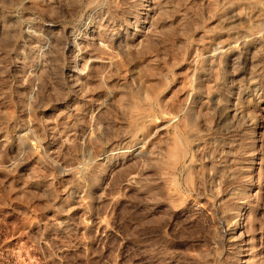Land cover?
Segmentation results:
<instances>
[{"label":"rangeland","instance_id":"obj_1","mask_svg":"<svg viewBox=\"0 0 264 264\" xmlns=\"http://www.w3.org/2000/svg\"><path fill=\"white\" fill-rule=\"evenodd\" d=\"M151 1L0 0V264H264V24Z\"/></svg>","mask_w":264,"mask_h":264},{"label":"bare ground","instance_id":"obj_2","mask_svg":"<svg viewBox=\"0 0 264 264\" xmlns=\"http://www.w3.org/2000/svg\"><path fill=\"white\" fill-rule=\"evenodd\" d=\"M153 1V0H152ZM151 1V2H152ZM173 1V0H172ZM208 1H214V0H208ZM207 1V2H208ZM222 1V0H221ZM220 1V2H221ZM226 1V0H225ZM257 1V0H256ZM134 2V1H133ZM171 2V1H170ZM175 2V1H174ZM254 2V0H239V1H235L234 3H230V5H228L226 8H225V10L224 11H222V13L220 14H218V17H216L217 18V23H215V27L216 26H219L221 29H233L232 31H229V34H228V37H229V39L228 40H226V41H224L225 40V38H224V40L223 39H221V40H215V37H214V39H213V36L212 35H210V37L212 36V41L210 42V44H208L206 41H207V39H209V38H207L206 39V43L208 44H206L205 46V48H204V50L200 53V51L198 52V53H200L199 54V58H200V61H201V67H202V69H207L208 71H209V69L210 70H212L213 68H211V67H213V65H214V63L215 62H217V59L219 60V58L221 57V59H222V57L224 58V61H227V59L232 55L233 56V54L237 51V49L239 48V49H244L245 47H249V50L251 51V50H253V49H257V45H258V43H260V38H259V33H257V32H252V31H250L249 29H252V28H245V27H243V26H240L239 27V25L238 24H240L241 22L243 23V22H245L246 21V19L248 18V17H251V16H253V17H251V18H253V24L254 25H261V24H264V8H262V7H259V6H257V5H252V7L253 8H251V4ZM156 3V2H155ZM162 3V2H161ZM178 3V2H177ZM213 3V2H212ZM167 4V3H166ZM183 4V3H182ZM208 4H210V3H208ZM226 4V3H225ZM254 4H255V2H254ZM141 5V4H140ZM162 5V4H161ZM262 5V4H261ZM156 8H157V6H156ZM159 8V7H158ZM161 8H162V6H161ZM188 8V7H187ZM211 8H213V7H211ZM210 8V9H211ZM100 9V8H99ZM148 9V8H147ZM160 9V8H159ZM201 9V8H200ZM244 10V11H243ZM159 11H161V10H159ZM209 11V10H208ZM213 11V10H212ZM143 12V11H142ZM200 12V11H199ZM101 13V12H100ZM159 13V12H158ZM208 13V12H207ZM210 13H212V12H210ZM161 14V13H160ZM95 15V14H94ZM101 15V14H100ZM109 15V14H108ZM164 15V14H163ZM210 15H212V14H210ZM166 16V15H165ZM169 16V15H168ZM198 16V15H197ZM207 16V15H206ZM145 17V16H144ZM188 17V16H187ZM209 17V16H208ZM107 19H109V18H107ZM146 19V18H145ZM159 19V18H158ZM166 19V18H165ZM249 19V18H248ZM161 20V19H160ZM178 20V19H177ZM147 21V20H146ZM149 21V20H148ZM147 21V22H148ZM252 21V20H251ZM188 22V21H187ZM145 23V22H144ZM183 23V22H182ZM241 23V24H242ZM251 23V22H250ZM249 23V24H250ZM218 24V25H217ZM182 25V24H181ZM194 25V24H193ZM214 25V24H213ZM212 25V26H213ZM245 25V24H244ZM100 26V25H99ZM174 26V25H173ZM190 26V25H189ZM196 26V25H195ZM264 26V25H263ZM103 27V26H102ZM136 27V26H135ZM144 27V26H143ZM142 27V28H143ZM149 27H150V24H149ZM148 27V28H149ZM181 27V26H180ZM191 27V26H190ZM99 28V27H98ZM141 28V29H142ZM183 28V27H182ZM217 28V27H216ZM248 29V30H247ZM144 30L146 31V30H148L147 28L145 29L144 28ZM184 30V29H183ZM256 31H258V30H256ZM139 32L140 31H138V34H139ZM258 32H260V31H258ZM143 33H144V31H143ZM146 33V32H145ZM208 33V32H207ZM217 33V32H216ZM215 33V35H219V34H216ZM121 34V33H120ZM123 34V33H122ZM121 34V35H122ZM141 34V33H140ZM225 34V33H224ZM136 35V34H135ZM200 35V34H199ZM214 35V34H213ZM206 36V35H205ZM119 37H120V35H119ZM156 37V36H155ZM217 37H219V36H217ZM216 37V38H217ZM263 37V36H262ZM132 38V37H131ZM220 38H221V35H220ZM196 39V38H195ZM211 39V38H210ZM209 39V40H210ZM219 39V38H218ZM194 40V39H193ZM198 41H201V40H198ZM224 41V42H223ZM147 42V41H146ZM94 43V42H93ZM137 43V42H136ZM262 44V43H261ZM138 47V46H137ZM132 48V47H131ZM121 49V48H120ZM134 49V48H133ZM195 49V48H194ZM201 49V48H200ZM248 49V48H247ZM246 48H245V50H247ZM261 50V49H260ZM195 51V50H194ZM241 52H242V50H240ZM244 51V50H243ZM122 52V51H121ZM123 52H124V50H123ZM246 52V51H245ZM92 53V52H91ZM249 53V52H248ZM258 53V52H257ZM238 54V53H237ZM247 54V53H246ZM250 54V53H249ZM259 54V53H258ZM254 56V55H253ZM260 56V55H259ZM193 57V56H192ZM250 57V56H249ZM197 58V57H196ZM198 58V59H199ZM236 58V57H235ZM256 58V57H255ZM103 59V58H102ZM232 59V58H231ZM257 59V58H256ZM105 60H107V61H109L110 59H105ZM223 60V59H222ZM222 60H219L220 61V63L221 64H223V66H224V63H222L221 61ZM111 61V60H110ZM109 61V62H110ZM196 61V60H195ZM194 61V62H195ZM229 62V61H228ZM260 62V61H259ZM103 63V62H102ZM219 63V64H220ZM227 63V62H226ZM251 63V62H250ZM257 63V62H256ZM216 65V64H215ZM228 65V64H227ZM220 65H218V67H219ZM200 67V68H201ZM215 67V66H214ZM250 67V66H249ZM195 69V68H194ZM193 69V70H194ZM217 69V68H216ZM193 70H192V72H193ZM215 70V69H214ZM219 70V69H218ZM198 71V70H197ZM205 71V70H204ZM213 71V70H212ZM190 72V71H189ZM195 72V71H194ZM211 72V71H210ZM217 72V71H216ZM200 73H202V72H200ZM215 73V72H214ZM222 73V72H221ZM186 74V73H185ZM192 74H194V73H192ZM211 74V73H210ZM209 74V75H210ZM218 74V73H217ZM78 75V74H77ZM198 75H199V72H198ZM212 75H214V74H212ZM194 76V75H193ZM206 76V75H205ZM216 76V75H215ZM198 77V76H197ZM217 77V76H216ZM215 77V78H216ZM220 77V76H219ZM75 78H76V75H75ZM75 78H73V79H75ZM84 78V77H83ZM80 79V80H84V79ZM199 78H200V76H199ZM202 78V77H201ZM206 78V77H205ZM214 78V79H215ZM78 79H79V77H78ZM221 79V78H220ZM76 80V79H75ZM199 80V79H198ZM211 80H212V78H211ZM249 80V79H248ZM251 80V79H250ZM77 81V80H76ZM79 81V80H78ZM78 81H77V83H78ZM226 81V80H225ZM262 81V80H261ZM81 82V81H80ZM75 83V82H74ZM209 83V82H208ZM73 85V84H72ZM196 85V84H195ZM202 85V84H201ZM77 86V85H76ZM197 87V86H196ZM208 87V86H207ZM260 87H262L261 85H260V82H256V80L255 81H251L250 83H249V85H248V89H247V96H252V95H254V93L255 92H257V90H258V88H260ZM77 88V87H76ZM197 89V88H196ZM210 89V88H209ZM263 89V88H262ZM212 91V90H211ZM218 92V91H217ZM228 93V92H227ZM235 93V92H234ZM202 94V93H201ZM208 94V93H207ZM219 94V93H218ZM209 95V94H208ZM211 95V94H210ZM246 95V94H245ZM223 97V96H222ZM235 97V96H234ZM245 97V96H244ZM221 98V97H220ZM226 98V97H225ZM216 99V98H215ZM235 99V98H234ZM238 100V99H237ZM219 101H220V99H219ZM222 103V102H221ZM134 106V105H133ZM224 106V105H223ZM218 108V107H217ZM189 110V109H188ZM191 110V109H190ZM194 110V109H193ZM229 112L231 113V115L230 116H233L234 118L236 117V120H237V118H242V117H244L243 116V111L240 109V107H235L234 108V106H233V109H231L230 108V110H229ZM142 113V112H141ZM146 114V113H145ZM220 114V113H219ZM138 115V114H137ZM131 118H132V115H131ZM240 119H238V120H240ZM222 120V119H221ZM184 122V121H183ZM182 122V123H183ZM232 122H233V120H232ZM239 122V121H238ZM229 124V123H228ZM188 125V124H187ZM162 126V125H161ZM138 127V126H137ZM191 127V126H190ZM226 127V126H225ZM184 128V127H183ZM192 128V127H191ZM189 129V128H188ZM187 130V129H186ZM185 130V131H186ZM190 130V129H189ZM188 130V131H189ZM190 131H192V130H190ZM196 132V131H195ZM154 133V132H153ZM196 134V133H195ZM35 135V134H34ZM173 135V134H172ZM193 135V132H192V134H191V136ZM140 137V136H139ZM178 137V136H177ZM174 138V137H173ZM149 139V138H148ZM174 140V139H173ZM177 140V139H176ZM20 141V140H19ZM134 142V141H133ZM132 142V143H133ZM137 142H139L138 140L136 141V138H135V143H133L134 145L133 146H135L136 144H137ZM174 143V142H173ZM139 144V143H138ZM173 145V144H172ZM175 145V144H174ZM132 146V145H131ZM170 146V145H169ZM138 147V146H137ZM141 147V146H140ZM150 147V146H149ZM175 147V146H174ZM215 147V146H214ZM135 148V147H134ZM133 148V149H134ZM138 149H140V148H138ZM137 149V150H138ZM142 149V148H141ZM170 149H172V147L170 148ZM135 150V149H134ZM172 151H174V150H172ZM207 151H209V150H207ZM230 151V150H229ZM106 152V151H105ZM104 152V153H105ZM226 152H227V150H226ZM214 153V152H213ZM168 154V153H167ZM224 155V154H223ZM19 156V155H18ZM104 156L106 157V153L104 154ZM103 156V157H104ZM108 156V155H107ZM174 156V155H173ZM17 158V157H16ZM171 158V157H170ZM212 158V157H211ZM106 159V158H105ZM172 159V158H171ZM18 161V160H17ZM15 162H16V160H15ZM171 164V163H170ZM169 164V165H170ZM81 167V166H80ZM220 168V167H219ZM218 168V169H219ZM225 168V167H224ZM65 171V170H64ZM215 179V178H214ZM225 198V197H224ZM241 202V201H240ZM241 218L240 217H238L237 219H236V221L235 222H233V225H232V232H234V233H236L239 229H240V220ZM244 219V218H243ZM243 221V220H242ZM247 223V222H246ZM243 225V224H242ZM226 228V227H225ZM240 231V230H239ZM240 234V233H239ZM239 234H237V235H239ZM236 235V236H237Z\"/></svg>","mask_w":264,"mask_h":264}]
</instances>
